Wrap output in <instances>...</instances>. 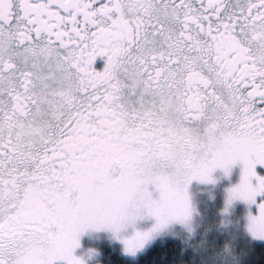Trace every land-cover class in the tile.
Listing matches in <instances>:
<instances>
[{
    "label": "snow or ice",
    "instance_id": "1",
    "mask_svg": "<svg viewBox=\"0 0 264 264\" xmlns=\"http://www.w3.org/2000/svg\"><path fill=\"white\" fill-rule=\"evenodd\" d=\"M0 264H264V0H0Z\"/></svg>",
    "mask_w": 264,
    "mask_h": 264
}]
</instances>
